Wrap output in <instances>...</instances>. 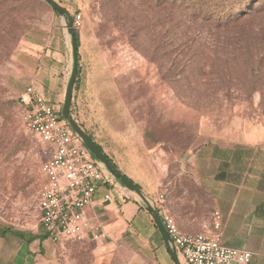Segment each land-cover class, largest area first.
Segmentation results:
<instances>
[{
  "label": "rangeland",
  "instance_id": "rangeland-1",
  "mask_svg": "<svg viewBox=\"0 0 264 264\" xmlns=\"http://www.w3.org/2000/svg\"><path fill=\"white\" fill-rule=\"evenodd\" d=\"M56 1L73 18L81 16V25L74 24L80 38L72 99L77 122L144 192L159 182L173 213L184 217L196 210L211 223L213 200L189 158L211 138L264 140V59L254 63L246 49L238 50L252 45L264 53V0L251 3L261 12L232 35L207 25L198 29L191 19L166 38L161 0ZM205 1L187 3L197 8ZM248 4L228 1L221 8L240 12ZM54 31L64 49L68 44L72 62L65 20L49 3L0 0V222L16 228L40 225L38 195L48 151L25 122L21 94L28 80L21 53L28 41L43 42ZM196 48L200 57L191 62ZM253 66L262 70L251 74ZM47 96L63 111L65 95L60 101L52 92ZM139 228L151 234L150 241H160L158 227L141 222ZM83 250L73 247L57 262L85 264Z\"/></svg>",
  "mask_w": 264,
  "mask_h": 264
},
{
  "label": "crops",
  "instance_id": "crops-1",
  "mask_svg": "<svg viewBox=\"0 0 264 264\" xmlns=\"http://www.w3.org/2000/svg\"><path fill=\"white\" fill-rule=\"evenodd\" d=\"M55 33L43 42L28 41L21 53L25 59L21 66L28 80L26 88L34 82L46 99L49 91L60 101L71 62L68 44L65 42L64 49ZM31 62H38L37 67ZM189 161L195 178L213 200L211 217L214 210L222 214V243L251 251L250 264H264V140L207 139L192 152ZM162 191L166 211L177 218L184 231L200 232L211 225L212 221L202 219L196 210L190 209L184 217L173 213L169 193L159 182L145 189L154 198ZM108 193L113 196L110 200L105 199ZM85 220L88 227L82 240L59 242L49 238L41 224L16 228L0 222V264H59V255L73 247L80 253L86 249L85 264H177L140 199L118 183L99 184L93 202L85 209ZM141 222L151 229L153 225L160 241H150L151 234L139 228ZM94 223L102 224L107 239H93L89 227Z\"/></svg>",
  "mask_w": 264,
  "mask_h": 264
},
{
  "label": "built area",
  "instance_id": "built-area-1",
  "mask_svg": "<svg viewBox=\"0 0 264 264\" xmlns=\"http://www.w3.org/2000/svg\"><path fill=\"white\" fill-rule=\"evenodd\" d=\"M74 24L81 25L80 15L74 17ZM21 99L26 108L24 118L28 129L48 146L42 164L44 182L38 195L40 224L55 242L82 240L88 227L85 209L93 202L99 184L114 182L36 83L27 86ZM112 197L110 193L105 195L106 200ZM151 198L185 264L251 263V251L222 243L223 218L219 210H214L212 223L205 230L187 232L177 218L166 211L164 191ZM89 229L93 239L109 237L102 224H91Z\"/></svg>",
  "mask_w": 264,
  "mask_h": 264
},
{
  "label": "trees",
  "instance_id": "trees-1",
  "mask_svg": "<svg viewBox=\"0 0 264 264\" xmlns=\"http://www.w3.org/2000/svg\"><path fill=\"white\" fill-rule=\"evenodd\" d=\"M228 1L229 2H232V1L239 2L241 0H206L204 3H202L197 8H193L194 6L192 5L189 6L187 3L188 0H183V2L182 0H161V6H163V9H162L163 27L165 28L164 38L171 37V34H170L171 31L175 30L177 32L178 27H181L183 24H186V22L191 19H193L194 22L197 24L199 22V24L197 25L198 29H199V26L203 27L207 25L208 26L207 28L212 29L213 32L217 31L216 33H218L219 31H223L225 36L232 35L236 33L237 30H240L243 26H245L248 22L253 20L257 16V14L261 12V8L259 7L253 8L255 0H247V2L250 3L248 4L249 8L246 7L240 12H238L237 9L232 8L229 10L230 12L227 13L225 12L227 11L226 6L224 5L222 8L221 6L223 5V3L228 2ZM251 3H253L252 6H251ZM195 31H199V30H197L196 28ZM181 34L186 36V32H182ZM194 35L199 36L196 33ZM76 40H77V45L79 46L80 38L77 32H76ZM246 42L250 43L249 40L248 41L246 40ZM251 47L252 48H250L249 46L248 48H244V47L238 48V50L240 51L239 54H243L244 49H246L245 54L248 55L249 59L254 63L259 62V64H261V62L264 59L263 51L254 50L252 45ZM199 50H200L199 48H196V50L192 51L189 58L187 55L186 57L189 60H191V62H192V59L193 61L198 60L200 57ZM235 56H237V54ZM252 68L253 69H252L251 74L260 72L262 70L260 67H257V66H253ZM232 80H233V77H230L226 79V82L228 84H231ZM59 111L62 114V111L61 110ZM90 136L92 137V135ZM99 146L104 151V149L102 148L100 144ZM109 159L112 161L110 157Z\"/></svg>",
  "mask_w": 264,
  "mask_h": 264
},
{
  "label": "water",
  "instance_id": "water-1",
  "mask_svg": "<svg viewBox=\"0 0 264 264\" xmlns=\"http://www.w3.org/2000/svg\"><path fill=\"white\" fill-rule=\"evenodd\" d=\"M45 1L48 2L53 7L55 12H57L59 16L65 20V25L70 36L72 62L63 102V118L68 122L72 131L79 137L83 144L88 147L95 160L106 169L113 182L118 183L123 188L133 192L135 196L136 194L140 196L142 207H144L150 213L154 223L158 227L164 244L166 245L173 259L177 264H183L177 247L165 228L162 216L156 207L154 200L109 159L107 154L100 148L99 144L82 128V126L75 119L72 112V99L78 73V45L76 40V31L74 29V18L69 9L61 5L58 1Z\"/></svg>",
  "mask_w": 264,
  "mask_h": 264
}]
</instances>
